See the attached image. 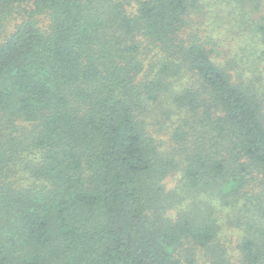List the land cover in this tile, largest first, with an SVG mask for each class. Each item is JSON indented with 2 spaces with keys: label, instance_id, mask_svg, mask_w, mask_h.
Masks as SVG:
<instances>
[{
  "label": "trees",
  "instance_id": "16d2710c",
  "mask_svg": "<svg viewBox=\"0 0 264 264\" xmlns=\"http://www.w3.org/2000/svg\"><path fill=\"white\" fill-rule=\"evenodd\" d=\"M263 60L264 0H0V264H264Z\"/></svg>",
  "mask_w": 264,
  "mask_h": 264
},
{
  "label": "rangeland",
  "instance_id": "374dc122",
  "mask_svg": "<svg viewBox=\"0 0 264 264\" xmlns=\"http://www.w3.org/2000/svg\"><path fill=\"white\" fill-rule=\"evenodd\" d=\"M208 22L206 23V25H204L202 27V30L204 31V34L209 33L211 27L213 25H209L210 22V18L207 20ZM212 32V31H211ZM213 35L215 36V38L219 41L220 47L222 46L223 48V52H221V57L222 58H232V57H237L238 59V52L240 50V47L246 46L248 45V43H251L255 49L257 51H259V46L257 45L256 40H250V39H244V37L241 36V34H231L227 31V25L226 26H220L219 28H217L214 32H212ZM261 52V51H260ZM259 53V52H258ZM220 60V59H219ZM260 66V70L261 72H264V60L261 62ZM176 183V177H170L167 180V188H172L175 186ZM219 210V208H218ZM217 210V211H218ZM172 213H174V211L171 210ZM221 215H225L222 212L220 213ZM223 231V232H222ZM221 232L223 233V236L227 237V240L229 242L234 241L233 244L235 243V241L239 238V233L240 231H238V229L236 230V228H228L226 227L224 230H222ZM200 250V249H199ZM231 253H234V249L231 248L230 249ZM235 253L236 250H235ZM198 257H201V259H208L211 260L209 258V256H207L204 251L201 253H199Z\"/></svg>",
  "mask_w": 264,
  "mask_h": 264
}]
</instances>
